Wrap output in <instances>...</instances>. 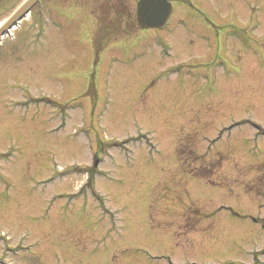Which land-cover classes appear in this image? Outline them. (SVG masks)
<instances>
[{"label": "rangeland", "instance_id": "obj_1", "mask_svg": "<svg viewBox=\"0 0 264 264\" xmlns=\"http://www.w3.org/2000/svg\"><path fill=\"white\" fill-rule=\"evenodd\" d=\"M172 1L99 52L92 2L13 30L45 51L0 52V264L264 263V0Z\"/></svg>", "mask_w": 264, "mask_h": 264}, {"label": "flooded vegetation", "instance_id": "obj_2", "mask_svg": "<svg viewBox=\"0 0 264 264\" xmlns=\"http://www.w3.org/2000/svg\"><path fill=\"white\" fill-rule=\"evenodd\" d=\"M89 2H92V7L90 9L91 15L99 14V16L98 15L95 16V21L97 22V25H98L96 28V31L89 33V35L85 33L87 28H85V31H84L85 35L87 37L89 36L90 40H92L93 49L97 51L103 50L106 47V44H105L106 36L112 35L111 33L113 34L115 33L116 36L117 35L121 36L123 32L128 31L126 32V37H128V36L133 35L136 32V30L140 29L137 26L136 14H133L134 17H132L131 20L129 18L130 17L129 13L125 9L126 0H55V1L53 0L51 1L50 0H29L28 7L26 8L25 11H22V12L20 11V8L21 6L27 4L25 0L18 2L17 5L14 2V0H0V7L2 8L0 10V14L2 13L5 7H12L11 10H9L5 15L1 16L0 18V35H2V38H3L8 33L9 28L7 27L2 28V24H4L6 20L9 18H14V19L18 18V30L24 21L31 19V18H34V19L38 18V22L41 21L39 25L36 23V26H35L34 23H32L33 19H31L30 26L33 29H38L39 36L43 35L45 37L47 33V29L49 27L56 28L58 27V24L61 23L58 20V17H61V15L68 14L66 13L65 8H69L71 12H73V15H71L72 19L73 18L77 19L78 15H80V12H82L83 10L82 8L84 7V4H88ZM34 8L36 11V15L31 16V14L34 13L33 12ZM39 8L42 9V13L38 12ZM28 15L31 17L27 18ZM43 16L45 18L41 20ZM126 21L130 24V26L126 25L124 27V24L126 23ZM76 22H78V20H76ZM75 26H77V23L75 24ZM72 27H73V24H72ZM32 28L30 29V31L32 30ZM97 34L98 36L100 35L97 41V45H99L100 48H97L95 45V39L97 38ZM8 39L11 40L10 41L11 43H9V45H5L1 47L0 52L2 51H3L2 53L8 52V56L14 57L16 61H19L18 58L20 54H22L25 58H27L30 61V58L35 57L37 52L42 53L43 51H45L42 48L32 49L30 47V44L33 41V39H36V37H33V36L30 37L27 34L20 36L13 32L11 37ZM100 40H102L103 43L99 44ZM26 43H27V47L24 48V45ZM2 48H7V49L2 50ZM30 66L25 65V67H28V68H30ZM86 169L90 171L91 169L90 165H87ZM86 184L93 190V185L89 181V179L86 180ZM256 256L257 254L255 255V259H256Z\"/></svg>", "mask_w": 264, "mask_h": 264}, {"label": "water", "instance_id": "obj_3", "mask_svg": "<svg viewBox=\"0 0 264 264\" xmlns=\"http://www.w3.org/2000/svg\"><path fill=\"white\" fill-rule=\"evenodd\" d=\"M171 9V3L168 0H138L136 11L138 24L142 28L162 26ZM13 19L11 18L5 26H8Z\"/></svg>", "mask_w": 264, "mask_h": 264}]
</instances>
